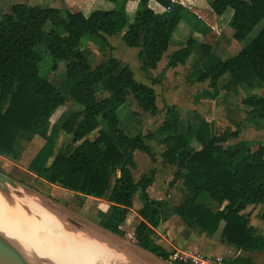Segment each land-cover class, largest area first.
Segmentation results:
<instances>
[{
    "label": "trees",
    "instance_id": "16d2710c",
    "mask_svg": "<svg viewBox=\"0 0 264 264\" xmlns=\"http://www.w3.org/2000/svg\"><path fill=\"white\" fill-rule=\"evenodd\" d=\"M108 1L113 7L97 8L88 15L80 10L62 12L59 7L24 3H14L0 14V153L17 158L16 142L22 134L45 139L53 112L69 102L72 108L57 118L52 134L70 135L73 147L57 150L34 167L42 145L28 165L49 184L109 202L106 211L98 212L97 226L117 235L138 192L140 220L130 241L168 259L169 253L156 243L153 230L165 201L151 198L147 192L155 169L138 180L131 171L135 150L155 161L146 141H156L164 145L160 154L163 161L176 167L173 180L182 179L185 188L171 212L199 232L212 235L220 231L222 241L240 250L264 251V234L249 222L259 205L263 206L259 218L264 220V144L253 148L238 140L228 146L229 140L240 136V123L213 130L206 121L181 122L174 105H166L163 120L155 128L129 135L125 130L130 128L120 125L118 110L128 105L132 96L141 111L156 115L159 109L153 87L136 80L130 66L113 56L93 65L81 45L89 41L102 52L111 49L107 36L118 34L127 46L139 48V69L146 72L157 67L180 16L158 12L159 6H173L171 0H133L135 6L129 11L127 0ZM210 7L217 15L231 7L229 25L238 41L264 17V0H212ZM40 46L49 52L53 69L64 63V76L57 82L39 73ZM212 52L210 44L189 37L185 46L167 55L166 67L184 65L189 57H196L204 64L195 80H208L214 91L234 93L239 85L253 88L264 83V26L234 55L221 59ZM160 81L159 76L151 78L152 85ZM99 91L106 96L99 98ZM240 104L247 108L245 120L261 127L264 95H247ZM131 113L137 116L138 127L140 115L135 110ZM93 132L95 135L89 137ZM192 140L198 143L197 148L191 146ZM202 193L218 208L199 202ZM229 264L253 263L236 257Z\"/></svg>",
    "mask_w": 264,
    "mask_h": 264
},
{
    "label": "rangeland",
    "instance_id": "374dc122",
    "mask_svg": "<svg viewBox=\"0 0 264 264\" xmlns=\"http://www.w3.org/2000/svg\"><path fill=\"white\" fill-rule=\"evenodd\" d=\"M14 3H24L27 5H39V6H53L59 8L61 7L62 12L65 9H67L65 7L67 5L66 0H0V14L8 11L10 6ZM105 3H109V1L102 0V2L95 4L96 6L94 8L105 9L106 8ZM71 9L74 10L72 7ZM231 15H232L231 7H228L221 15H217L213 13V16L217 17L219 21L218 29H212L209 25H206L204 22L201 21L200 24L196 22L194 25L196 31L198 28L201 29L200 33H204L205 29L206 32L207 30L211 32L214 38L213 40H215L213 41L214 43H212L215 45V48L211 45L213 51L212 53L214 54L215 58L224 59L226 57L234 55L242 47H244L247 43H249L250 40L264 26V17H263L242 41H238L232 37V28L229 25ZM128 18L131 19L132 14ZM209 20L211 21L212 18H209ZM178 27L176 28L174 33L177 34L178 39H180L178 33ZM110 40L112 44L116 45V51L112 54V56L121 57L123 59L121 61L127 63L130 66L131 70H133L134 77L136 76L135 79L137 80L138 79L137 76H142L141 73L142 71L139 69V61L136 56L135 58H131V53H133L132 51H127V49L130 48L131 50L135 49V47L127 46L124 43V41H122L119 37H117L116 34L113 37H111ZM171 40H173V36L171 37ZM81 47L82 50L89 55L90 59L93 62L92 63L93 65L104 60V58H106L108 54L109 55L111 54L109 52L111 51L110 49H106L107 52H104L105 50L100 52L97 49V46L94 45L93 43L91 44L89 41L83 42ZM39 51L41 57V60L39 62V73L47 77L48 79L52 80L53 82H57L59 79L63 78L64 63L61 62L58 68L55 70L52 67V61H51L52 58L49 52L47 50H44L41 46L39 47ZM203 64L204 62L202 61L198 62L196 57H192L190 60H187L186 64H184L183 66H181L182 64H179L180 67H178L177 71H175V73L172 75V77H175L173 78V81H175L179 85L180 84L185 85L190 83V85H192L193 88L204 87L206 85L205 83L202 84V82H198L195 80L199 72L203 69ZM171 73L173 72L171 71ZM147 78H149L148 75ZM165 79L167 84L171 82L170 73H167ZM221 79L222 78L219 79V82ZM179 85L178 87H180ZM185 87L188 88L187 86ZM156 88H157L156 92H158L157 94L158 96L156 99L158 102L157 103L158 107L160 108V111L158 112L159 115L158 116L152 114L150 115V113L143 111L144 113H141L143 117L142 120H140L139 122L140 124L138 125V127L136 124L137 116L131 113L132 110L131 107L135 108L137 112H141V110L139 109L137 103L132 98V96L128 98L129 100L128 105L127 103H125L121 108H119L118 115L121 118L120 125L123 128H126V126L130 128V130L129 129L125 130L126 132L128 131L127 133L129 135H134L139 131L145 134L148 130H151L156 123L161 121V114H162L161 111H164V108L166 107L165 105L166 103L165 101L160 99L161 96H160V90H158L159 87L156 86ZM221 92L223 94L220 95L218 98H216L217 102L215 103L214 110H212V107H209L208 105L202 107L206 109V113L209 111L207 115H211L212 112L214 114V118L211 120V128L213 130H220L227 126L234 128L237 123H240V136L237 139L229 140L226 143V145L233 146L238 140L249 142L253 148H255L256 145H258L259 143L264 144V122L261 123V127H257L254 126L255 124L254 122L250 123L249 120H245L246 108L240 104L241 98L247 95H264V83L258 84L253 88H249L246 85H239L238 90L234 93L219 91L220 94ZM97 95L99 98H103L104 96H106L101 91H99ZM190 96L191 98L195 97L192 91L190 92ZM191 103L196 106L193 100H191ZM191 103L187 100V98L183 99L182 97H180L179 99H177L175 105L182 107L181 110H184L178 113L180 121L185 123L191 121L195 124L202 122L200 120L204 118L203 113H201L200 111L193 112L192 110L187 109ZM64 105L66 109L59 108V110H55L53 112L52 116L50 117L49 129H51L52 123H54L58 118L61 110L65 109L66 111L68 108L70 107L72 108V105H70L69 102L65 103ZM185 109H187L186 112ZM141 123L143 124V126L141 125ZM149 143L152 146L151 148L155 155V161L152 162L146 153L137 150V154L135 156L137 166L134 167L132 175L134 180H138L141 175L148 174L151 168L155 169L156 173L154 176V181L148 187L147 191L148 194H151L152 198L155 197V194H157V196H160V198H163V200L165 201L164 207L166 208L165 213L168 212V214L163 213V215L164 214L169 215L172 213L170 210L171 205L179 203L181 201L183 195L185 194V188L182 183V179L173 180L176 167L166 164V162H164L160 156L162 150L164 149V145L159 144L156 141H149ZM191 146L193 148H197L199 145L196 141L192 140ZM16 147L18 148L19 151V156L17 158H13L11 155L0 153V172L10 177L14 183V185H11L7 182L0 181V187L7 190L10 193V195L13 197L19 194L20 196H25L27 198L33 199L34 201L42 205L45 204L40 198H38L36 195H30V194H41L45 196L46 199L42 197L45 200L46 203L45 206L48 205L49 207H51L58 214V216L62 218L61 219L62 224L65 225L66 228H68V231H77L78 230L77 227L78 228L86 227V229L96 233V235L106 237L107 239H111L123 245L132 246L128 242L133 235L131 234L132 230L135 229V226L138 223L136 220L131 219L130 216L132 214V211L129 212L130 220L127 221L126 219L119 226L120 232L117 233V236L115 238L111 237L109 233L103 232L97 226L98 212L106 211L109 208L108 205L109 202L106 203L107 201L104 199L86 197L83 195L75 194L57 185L49 184L46 181L39 178L38 176H36V174L30 169L28 163L33 158V156L38 151V149L41 147H43V149L41 152L40 159L33 163L34 167L40 165L44 161L46 156L50 157L57 150L69 151L73 147L70 136H68L64 132H58V134H56L55 136L54 134H52L51 137L49 138L46 137L45 139H43L41 137L39 138V136L35 137V135L22 134L17 139ZM21 185L29 186L30 190L25 191L21 187ZM204 194L206 193H202V195L199 196L197 200L213 210L217 209L218 205H216L214 201H212L208 196ZM53 201H55L56 203ZM137 204H141V200L138 196V192L133 197V206L136 207ZM40 217L44 219L43 216ZM176 222H177L176 219H172L170 220L169 224L172 227H174L176 225ZM253 223L255 225H258V227H260L259 224H262V223L258 224L256 220L253 221ZM261 228L264 231V220H263V225H261ZM55 229L58 231L60 230L59 227L57 226L55 227ZM60 232L63 235H65L62 231ZM155 239H157L156 235H155ZM253 257L255 260L264 261V251L263 252L255 251L253 253Z\"/></svg>",
    "mask_w": 264,
    "mask_h": 264
},
{
    "label": "crops",
    "instance_id": "0c3cea01",
    "mask_svg": "<svg viewBox=\"0 0 264 264\" xmlns=\"http://www.w3.org/2000/svg\"><path fill=\"white\" fill-rule=\"evenodd\" d=\"M66 1H67V5L65 7L67 9L72 10L71 9V7H72L74 9V11L80 10L85 15H88L92 10L95 9L94 8L96 6L95 4L102 2V0H66ZM172 2H173V6H171L170 8H167V9H165L162 6H159L158 12L159 13H165L167 15H171L174 13V14H178L180 16L179 27L177 26L180 39H178V35L173 32V34L175 36L172 35L173 40H171L172 42L170 41L167 50L163 53L161 60L157 63V67L154 69H150L148 72L142 71L141 72L142 76H137L138 77L137 80L144 82L148 85H151L155 91L156 98L158 96L157 95L158 92H156L157 91L156 86H158L159 87L158 90H160V96H161L160 99L165 101V103H166L165 105H167V106L174 105L176 107L178 113H180L181 111H184V110H181L182 107L175 105V103L177 102V99H179L180 97H182L183 99L187 98V100L190 103H191V100H193L195 102L196 106L191 103L187 109H190L193 112L200 111L204 115V118L201 119L200 121H206V122L210 123V125H211V120L214 118V114L212 112L211 115H207V113L209 111L206 113V109H204L202 107H205L208 105L209 107H212V110H214L215 109V103L217 102L216 98H218L223 93L221 92V94H220L219 91L216 92V91H214L215 89L213 90L212 88H210L208 86V80H206V82L205 81L202 82V84L203 83L206 84L202 88L201 87L193 88L192 85H190V83L185 84V85L184 84L179 85L178 83L173 81V78H175V77H172V75L175 73V71H177V69H178V67H180V65H178L176 67H166L167 60H168L166 55H168L171 52L185 46L186 40L189 37L198 40V42L210 44L215 48V45L212 44V43H214L213 41H215V40H213L214 38H213L211 32H209L208 30L206 32V29H205L204 33H200L201 29L198 28L196 31L194 28V25L196 22L199 24L201 22H204L206 25H209L212 29H218L219 28L218 27L219 21H218L217 17L213 16L214 12L212 11V9L210 7V3L212 2V0H173ZM105 4H106L105 9H109V8L113 7L112 2L105 3ZM134 6H135V1H133V0H127L126 1V9L127 10L134 8ZM77 9H79V10H77ZM209 18H212V20L210 21ZM190 19H191V21H190ZM199 19H201V20H199ZM116 35H117V37L120 38V36L118 34H116ZM113 36L114 35L107 36V40H108L109 44L111 45V49H110L111 51H109L111 54L110 55L108 54L107 56H112V54L116 51V45L112 44V42L110 40L111 37H113ZM138 50H139V48H135L132 50H131V48L127 49V51L133 52V53H131V58H135V56L137 57ZM104 52H107V50H105ZM114 57L119 59V60H123L119 56H114ZM191 58L192 57H189L187 60H190ZM139 65H140V63H139ZM181 66H183V65H181ZM171 71L173 73H171ZM167 73H170V81L171 82H169V84L166 83V79H165V76L167 75ZM147 75L149 76V78H147ZM158 76L161 78L160 83H156L155 85L154 84L152 85L151 84V78H155ZM176 84H178L180 87H178V85H176ZM191 84H193V83H191ZM185 86H187L188 88H186ZM176 88H179V89H176ZM191 91L193 92V94L195 96L194 98L193 97L191 98V96H190ZM206 91H208V92H206ZM101 92L104 95H106L105 92H103V91H101ZM157 103L158 102L156 99V104ZM129 107H131V106H129ZM157 107H158V104H157ZM59 108H65L66 109L65 105L59 106L56 110H59ZM65 109L61 110L59 116L65 111ZM131 109L135 110V108H133V107H131ZM158 109L160 111L159 107H158ZM187 109H185V112ZM135 111H137V110H135ZM165 111H166L165 108H164V111H161V113H162L161 114V121L163 120ZM246 111H247V108H246ZM138 113L140 114V117H141L140 120H142L143 115L141 113H144V112L141 111ZM156 115L158 116L159 114L157 113ZM59 116H58V118H59ZM208 117H210V118H208ZM55 122L52 123L51 129H49V131H48L47 138L51 137V135L53 133ZM160 122L156 123L153 128H155ZM141 125L143 126L142 123H141ZM94 135H95V132L91 133L89 135V137L92 138ZM68 136H70V135H68ZM146 142L148 143V145H150L149 141H146ZM136 154H137V150L134 151V160H135ZM136 166H137V162L135 160V166L134 167H136ZM134 167L131 169L132 172L134 170ZM155 173H156V171H155ZM154 176H155V174H154ZM153 181H154V178H153ZM72 193H74V192H72ZM148 195L151 197V194H148ZM86 197H91V196H86ZM153 198L158 199V200H163V198H160V196H157V194H155V197H153ZM106 203H108V202H106ZM141 204H137L136 207L132 205V207L130 208V211H132V214L130 217H131V219L136 220L137 222H139V219H140V216L137 214V210L141 207ZM176 204H178V203H176ZM176 204H173L171 206H174ZM108 205H109V203H108ZM222 207L223 206H221V208ZM262 208H263V206L259 205L256 208V210L253 211L252 215H250V217H249L250 218L249 222L260 233L264 234V231L261 228V225H263V219L259 218V213L261 212ZM165 210H166V208L164 207L163 211L161 212V214L159 216V219H158L159 222L155 227H153V230L155 231V235L157 236V239H155L156 243L159 244L167 253H169L171 250L177 249V248L191 249V250L199 251V252L204 253V254L223 256L227 260L228 264L230 263V261L233 258H236V257L248 258L249 260L251 259V263H253V264H264V261H262V260L258 261V260L254 259L253 253L255 251H253V252L243 251V250L236 248L235 246H233L232 244H230L228 242L222 241L220 239V231H218L212 235H209L205 232H199L196 228L188 226L187 224H185L177 214L172 212L169 215H165V214H168V212L165 213ZM163 213H165V214L163 215ZM174 215H176V216H174ZM126 219H127V221L130 220L129 213L127 214L125 220ZM172 219H176V221H177L176 225L174 227H172L169 224L170 220H172ZM255 220L257 221L258 224L262 223V224H259L260 227H258V225H255L253 223V221H255ZM133 232H134V229L132 230L131 234H133ZM109 235H111V237H114V238L117 236V235H112L110 233H109ZM155 235H154V237H155ZM108 240L111 241V243H113L112 250L114 249L113 251L115 252V255H113V257L111 258L113 264H174L171 261H169L168 259H163L161 257H158L155 254L132 244L130 240L128 243L132 246L123 245V244L117 243L111 239H108ZM260 252H263V251H260ZM116 257H117V260H116Z\"/></svg>",
    "mask_w": 264,
    "mask_h": 264
},
{
    "label": "bare ground",
    "instance_id": "6f19581e",
    "mask_svg": "<svg viewBox=\"0 0 264 264\" xmlns=\"http://www.w3.org/2000/svg\"><path fill=\"white\" fill-rule=\"evenodd\" d=\"M61 219L52 208L0 187V247L16 264H113L111 241L85 226L68 231Z\"/></svg>",
    "mask_w": 264,
    "mask_h": 264
},
{
    "label": "built area",
    "instance_id": "2783aa9c",
    "mask_svg": "<svg viewBox=\"0 0 264 264\" xmlns=\"http://www.w3.org/2000/svg\"><path fill=\"white\" fill-rule=\"evenodd\" d=\"M173 1V0H171ZM168 260L182 264H228L223 256L204 254L191 249H173L169 252Z\"/></svg>",
    "mask_w": 264,
    "mask_h": 264
},
{
    "label": "water",
    "instance_id": "95a60500",
    "mask_svg": "<svg viewBox=\"0 0 264 264\" xmlns=\"http://www.w3.org/2000/svg\"><path fill=\"white\" fill-rule=\"evenodd\" d=\"M0 181H2V182H7V183H9V184H11V185H14V183H13V181H12V179L10 178V177H8L7 175H5V174H3L2 172H0ZM21 187L26 191H28V190H30V187L29 186H25V185H21ZM30 195H36L38 198H40L43 202H44V204L46 205V203H45V200L43 199V198H45L46 199V197L45 196H43V195H41V194H30ZM43 197V198H42ZM53 202H55V201H53ZM56 203V202H55ZM48 206V205H47ZM49 207V206H48ZM51 208V207H50ZM99 227V226H98ZM100 228V227H99ZM101 229V228H100ZM103 232H106V233H109V232H107L106 230H104V229H101ZM111 234V233H110ZM9 253V252H8ZM0 264H16L15 262H14V260H12V258L7 254V253H5L2 249H1V247H0Z\"/></svg>",
    "mask_w": 264,
    "mask_h": 264
}]
</instances>
